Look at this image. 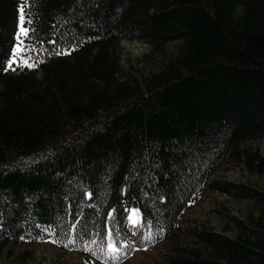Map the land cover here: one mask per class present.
Instances as JSON below:
<instances>
[{
	"label": "trees",
	"instance_id": "16d2710c",
	"mask_svg": "<svg viewBox=\"0 0 264 264\" xmlns=\"http://www.w3.org/2000/svg\"><path fill=\"white\" fill-rule=\"evenodd\" d=\"M21 3L34 66L8 68ZM126 39L150 47L139 66L121 63ZM263 133L264 0H0L1 246L129 253L138 209L171 264H264V188L208 180L226 157L263 174L247 144ZM205 188L250 208L182 246L179 216Z\"/></svg>",
	"mask_w": 264,
	"mask_h": 264
},
{
	"label": "rangeland",
	"instance_id": "374dc122",
	"mask_svg": "<svg viewBox=\"0 0 264 264\" xmlns=\"http://www.w3.org/2000/svg\"><path fill=\"white\" fill-rule=\"evenodd\" d=\"M16 31H19V21ZM22 36L23 34L20 37L22 38ZM17 43L16 34L14 46ZM166 48L171 50L172 44H166ZM149 49L147 43L138 39L121 40L119 50L123 67L128 68L129 65L139 66L140 61L137 58L143 57L144 54L149 52ZM18 55L21 57L20 51ZM16 64L18 63H14L12 66ZM145 64L151 65L147 62ZM247 144L259 147L260 151L264 153V133L257 140H249ZM213 179H226L264 188V173L261 175L248 174L240 164L229 157H226L216 170L209 175L208 180ZM186 204V208L181 212L178 219L179 231L176 243L188 247L195 245L188 228L205 226L220 232L228 225L229 215L243 217L250 208L248 200L235 199L227 194L211 191L208 188H205ZM128 228L129 240L133 248L125 255L122 252L117 254L110 251L111 253L102 260L87 259L81 253L59 248L52 238L36 243H27L18 239L9 242L5 246L0 245V264H171L170 258H168L170 254H165H173L170 251V243L145 244L142 240L139 225L136 232L130 226ZM226 234H231V232L226 231Z\"/></svg>",
	"mask_w": 264,
	"mask_h": 264
},
{
	"label": "snow or ice",
	"instance_id": "6c2138e0",
	"mask_svg": "<svg viewBox=\"0 0 264 264\" xmlns=\"http://www.w3.org/2000/svg\"><path fill=\"white\" fill-rule=\"evenodd\" d=\"M19 11H20V15H19V31L17 32V41H18V43H17V45H15L12 48V56H11V58H9L7 60L8 68H11L14 63H23V64H26L29 67L34 66V65L30 64L26 58L20 57L18 55L19 51L23 50V47H22L23 42L20 40L21 34H23L24 36H27L30 33V31H32L31 29H29L28 27L25 26L26 13H25V9H24L23 3L20 4ZM29 23H30V21H29ZM5 70H7V69H5ZM132 211L133 212H138L139 210L138 209H133ZM129 219H130L131 223H133V224L137 223L136 220L132 219L131 215H130ZM108 247L111 249L112 252H119L120 251V249L114 243H109Z\"/></svg>",
	"mask_w": 264,
	"mask_h": 264
},
{
	"label": "bare ground",
	"instance_id": "6f19581e",
	"mask_svg": "<svg viewBox=\"0 0 264 264\" xmlns=\"http://www.w3.org/2000/svg\"><path fill=\"white\" fill-rule=\"evenodd\" d=\"M130 215H131L132 219L137 221L136 224H133L130 222V219H129ZM127 217H128V225L133 229L134 232H136L138 229V224H139L137 212H133L132 210H130L127 214Z\"/></svg>",
	"mask_w": 264,
	"mask_h": 264
}]
</instances>
